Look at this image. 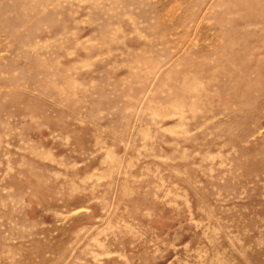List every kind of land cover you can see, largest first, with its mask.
Instances as JSON below:
<instances>
[{
    "label": "rangeland",
    "instance_id": "obj_1",
    "mask_svg": "<svg viewBox=\"0 0 264 264\" xmlns=\"http://www.w3.org/2000/svg\"><path fill=\"white\" fill-rule=\"evenodd\" d=\"M0 264H264V0H0Z\"/></svg>",
    "mask_w": 264,
    "mask_h": 264
}]
</instances>
